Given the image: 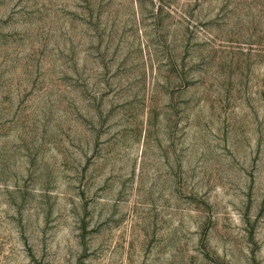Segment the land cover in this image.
Returning <instances> with one entry per match:
<instances>
[{
    "label": "rangeland",
    "instance_id": "rangeland-1",
    "mask_svg": "<svg viewBox=\"0 0 264 264\" xmlns=\"http://www.w3.org/2000/svg\"><path fill=\"white\" fill-rule=\"evenodd\" d=\"M0 264H264V0H0Z\"/></svg>",
    "mask_w": 264,
    "mask_h": 264
}]
</instances>
